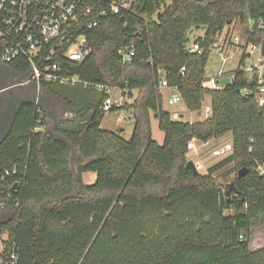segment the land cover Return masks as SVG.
Wrapping results in <instances>:
<instances>
[{"label":"trees","instance_id":"16d2710c","mask_svg":"<svg viewBox=\"0 0 264 264\" xmlns=\"http://www.w3.org/2000/svg\"><path fill=\"white\" fill-rule=\"evenodd\" d=\"M91 18L99 25L83 24L79 33L93 52L71 63L72 73L128 90L132 100L111 111L132 113V136L101 127L107 93L41 81L71 115L49 129L43 107L20 106L0 145L1 212L10 211L0 239L16 245L21 264H264V247L251 249L253 230L264 226V174L255 168L264 157V108L241 92L254 84L240 68L222 90L205 82L211 47L226 28L237 22L249 43L262 42L264 0H134L118 15ZM199 27L206 30L196 39L203 53L187 45ZM126 46L135 51L130 61L119 54ZM8 66L28 76L25 59ZM164 78L191 111L209 99L211 114L175 119L164 107ZM153 117L163 144L153 138ZM228 133L232 154L194 174L187 167L191 142ZM230 165L235 174L224 184L219 173ZM87 172L96 173L93 183L84 181Z\"/></svg>","mask_w":264,"mask_h":264},{"label":"built area","instance_id":"2783aa9c","mask_svg":"<svg viewBox=\"0 0 264 264\" xmlns=\"http://www.w3.org/2000/svg\"><path fill=\"white\" fill-rule=\"evenodd\" d=\"M133 2L134 0H0V40L2 41L0 60L7 65L21 58L28 62L30 77L22 83L33 81L38 89H43L41 81L62 84L81 83L84 87L108 94L101 106L104 111H111L114 106L120 108L129 101L128 90L122 89L124 94L113 101L110 94L118 86L83 80L78 74L72 73L71 63H82L93 52L87 36L79 33V28L83 24L86 25V30H92L100 23L99 19L91 18L96 12L101 16L118 15L130 9ZM258 26L264 28L262 18ZM229 29V27L225 29L224 37L220 42L216 41L211 49L213 47L217 49L222 64L225 65L238 57L236 50L239 47L243 49L240 56L245 61L251 55L250 51L258 48L257 63L247 66L245 61L242 64L240 62L236 69L240 68L247 72L249 81L254 84V89L245 87L241 89V92L248 95L254 94L259 106L264 108V37L262 42L254 47L243 33L237 35ZM188 48L198 53H203L205 49L203 42L199 40H195L193 46ZM119 54L124 60L130 61L135 51L126 46L119 49ZM235 70L228 72L231 77L230 82H233L235 78ZM224 74L222 69L215 77L205 82L213 89L222 90L227 84L220 81ZM162 86H167L165 78ZM180 101L182 97L178 91H174L168 98L169 104ZM211 111V105L206 106L208 116ZM128 117L133 118L131 112ZM199 141L200 147L205 148L211 144L212 139ZM224 151L225 148H222L221 152ZM255 168L260 174H264V157L255 160ZM8 241V236L0 239V264H21L16 245H10Z\"/></svg>","mask_w":264,"mask_h":264},{"label":"rangeland","instance_id":"374dc122","mask_svg":"<svg viewBox=\"0 0 264 264\" xmlns=\"http://www.w3.org/2000/svg\"><path fill=\"white\" fill-rule=\"evenodd\" d=\"M230 31H234L235 34L240 35L242 33V26L239 23H235L231 27H229ZM205 28L199 27L193 29V31L189 34V42L188 47H192L194 41L205 35ZM226 33V30L223 32L221 37L218 38V42L221 41V39L224 37ZM243 52V49L239 47L236 50V54L238 57L234 58L233 60L227 62L225 65L222 64L221 56L217 49L215 47L212 48L207 66L205 68V76L207 79H210L211 77H215L220 70L223 69L225 72L224 76L221 77L220 81L223 84L229 83L231 81V77L229 76L228 72H231L232 70H235L240 62H241V54ZM251 55L246 58V65L250 66L254 63H257V58L259 56V50L258 48L252 49L250 51ZM30 76L25 77H17V79H12V82L18 84L22 83V81H25ZM33 82V81H32ZM37 89V90H34ZM33 91L38 93L39 95H43L45 98L42 100L44 104V109L46 110V113L49 117V129H52L54 125L59 122L61 119L68 118L71 113L64 107L62 108H56L55 106L52 107L51 111L48 110V108H45V106L48 103V93L43 89H38L37 87L34 88ZM162 92L164 95V107L169 110L172 114H184V116L179 119H182L184 121L194 122V121H202L205 118L208 117L206 113V106L210 105V100L207 99L203 105V108L201 110L202 114L199 115V111H191L189 110L183 101H180L175 104H169L168 98L169 96L174 92L172 89H169L165 86L162 87ZM127 93V92H126ZM135 93V92H134ZM124 94L122 88L116 87L111 91V99L113 101H116L120 98V96ZM48 98V99H46ZM132 98L129 97V101H131ZM56 102L57 99H54ZM58 104V103H56ZM130 111L125 109H117L115 111H108L102 121L101 127L105 129L112 130L114 132H120L122 133V136L126 139H130L133 133L134 128V120L133 118L128 117ZM124 128V130H122ZM152 132H153V138L160 144H163L165 139V132L160 129L159 127V121L155 117L152 118ZM211 144L205 148L200 147L201 142L197 139H194L193 142H191L190 152L188 154V159L193 160V162L196 164L199 172L201 174H207L208 168L213 166L214 164L220 162L224 158L228 157L233 152V136L231 133H228L220 138L212 139L210 142ZM225 148L224 152H221V149ZM73 151L75 154H78L77 150L73 148ZM235 171L232 165L228 166L224 170H222L219 173V180L226 184L234 177ZM85 182L86 183H93L96 180V175L91 173H86L85 175ZM4 206L3 202H0V220L4 221L9 215L10 211L7 213H3L2 207ZM261 247H264V226L257 225L255 229L253 230L252 234V240H251V249L257 250Z\"/></svg>","mask_w":264,"mask_h":264},{"label":"water","instance_id":"95a60500","mask_svg":"<svg viewBox=\"0 0 264 264\" xmlns=\"http://www.w3.org/2000/svg\"><path fill=\"white\" fill-rule=\"evenodd\" d=\"M1 63V61H0ZM13 78L16 77V73L12 74ZM23 77H25V75H22ZM22 83H14L11 81V83L9 82H0V145L3 143V141L6 139V137L8 136V134L10 133L13 124H14V120H15V116L16 113L18 112L20 106L24 103V102H33V103H37L39 104L41 107L44 108V104L42 102V100H44L45 98H43V95H39L38 93L34 92L31 89V92H27L24 94H18V88L21 87ZM48 99V98H46ZM49 101V99H48ZM45 108H48L47 105L45 106ZM201 114V111L199 112ZM187 167L194 173V174H198L200 173L196 164L193 162V160H189L187 162ZM248 172L247 169L243 168L239 171L238 175L239 177L245 175ZM17 186V184L14 185V188ZM235 191V184L234 182L230 183V186L226 192V195L228 197L231 196V192ZM3 221L0 220V223H2Z\"/></svg>","mask_w":264,"mask_h":264},{"label":"crops","instance_id":"0c3cea01","mask_svg":"<svg viewBox=\"0 0 264 264\" xmlns=\"http://www.w3.org/2000/svg\"><path fill=\"white\" fill-rule=\"evenodd\" d=\"M1 61V60H0ZM14 73H16V72H14L7 64H4L3 62H1L0 63V82H3V83H5V82H9V83H11V81H12V79H17V77H22V75H20V74H18V73H16L17 75H16V77H14L13 78V75L12 74H14ZM37 86H36V84L34 83V82H32V81H30V82H28V83H25V82H23L22 84H21V87L20 88H18V94L20 95H22V94H24V93H27V92H31V89L33 90L34 88H36ZM34 90H37V89H34ZM44 90V89H43ZM46 91V90H45ZM47 92V91H46ZM48 93V92H47ZM174 93V92H173ZM48 97H49V101H48V103H47V107H48V110L49 111H51V109H52V107L53 106H55L56 108H62V106H64V104L62 103V101L59 99V98H57V97H55L54 95H52V94H50V93H48ZM54 99H57V101L55 102L54 101ZM56 103H58V104H56ZM65 107V106H64ZM66 108V107H65ZM67 109V108H66ZM68 110V109H67ZM69 111V110H68ZM70 112V111H69ZM201 114H202V112H201ZM200 113H199V115H201ZM176 115H178L177 113L175 114H173V117L175 118V119H179L180 117L182 118L183 116H184V114H179L178 115V117H176ZM206 119V118H205ZM204 119V120H205ZM61 120H63V119H61ZM60 120V121H61ZM59 121V122H60ZM203 121V120H202ZM194 122H197V121H194ZM58 123V122H57ZM56 123V124H57ZM122 130H124V128L122 129ZM87 173H91V172H87ZM95 175H96V173H94ZM86 175V173L85 174H83V177H84V179H85V176ZM85 181V180H84ZM90 184V183H89Z\"/></svg>","mask_w":264,"mask_h":264},{"label":"flooded vegetation","instance_id":"af4514ba","mask_svg":"<svg viewBox=\"0 0 264 264\" xmlns=\"http://www.w3.org/2000/svg\"><path fill=\"white\" fill-rule=\"evenodd\" d=\"M19 91H20V90H19ZM19 91H17V93H18Z\"/></svg>","mask_w":264,"mask_h":264}]
</instances>
